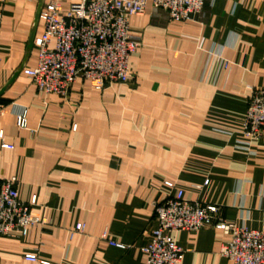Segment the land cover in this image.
Masks as SVG:
<instances>
[{"label": "crops", "instance_id": "1", "mask_svg": "<svg viewBox=\"0 0 264 264\" xmlns=\"http://www.w3.org/2000/svg\"><path fill=\"white\" fill-rule=\"evenodd\" d=\"M54 1L0 0V130L13 146L0 141V178L15 177L20 199L36 197L32 210L48 222L0 236V264H41L27 255L146 264L154 204L178 189L219 206L226 222L264 231V140L243 132L248 87H264V0H205L185 23L149 4L130 20L140 47L128 82L98 92L79 78L66 97L41 93L23 74L37 66L39 12ZM15 106L29 109L26 129ZM77 224L85 232L71 237ZM175 237L179 264H231L221 230Z\"/></svg>", "mask_w": 264, "mask_h": 264}, {"label": "built area", "instance_id": "2", "mask_svg": "<svg viewBox=\"0 0 264 264\" xmlns=\"http://www.w3.org/2000/svg\"><path fill=\"white\" fill-rule=\"evenodd\" d=\"M151 4L166 11L174 22L193 21L203 9L205 0H80L64 7L62 0L48 3L41 10L43 35L35 40L39 49L37 66L23 74L45 95L66 97L79 78L89 82L98 92L115 84L127 83L131 75L130 57L140 47V40L131 34L130 20L143 15ZM224 67H230L229 62ZM248 108L243 132L249 140H264V87H248ZM0 109H3L0 106ZM18 129L28 127L29 109L15 106ZM1 147L13 149L0 130ZM248 145V144H247ZM249 150V148H246ZM18 180L0 178V236L19 231L24 236L34 227L47 225L46 218L34 213L30 203L20 199ZM173 189L174 185L166 184ZM156 228L150 243L143 247L146 264H179L184 251L175 234L204 228H216L231 237L221 255L231 264H264V231L226 222L221 208L187 200L183 190L173 197L155 202ZM85 224H77L71 237L84 233ZM106 238V234H103ZM111 246L125 249L121 243ZM29 262H41L36 255H27Z\"/></svg>", "mask_w": 264, "mask_h": 264}, {"label": "water", "instance_id": "3", "mask_svg": "<svg viewBox=\"0 0 264 264\" xmlns=\"http://www.w3.org/2000/svg\"><path fill=\"white\" fill-rule=\"evenodd\" d=\"M39 15H40V12H39ZM38 18H39V16H38Z\"/></svg>", "mask_w": 264, "mask_h": 264}]
</instances>
